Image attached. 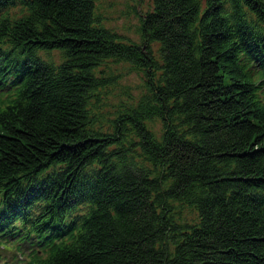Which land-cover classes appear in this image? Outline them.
Wrapping results in <instances>:
<instances>
[{"label":"trees","instance_id":"obj_1","mask_svg":"<svg viewBox=\"0 0 264 264\" xmlns=\"http://www.w3.org/2000/svg\"><path fill=\"white\" fill-rule=\"evenodd\" d=\"M95 1L0 0V264H264V0Z\"/></svg>","mask_w":264,"mask_h":264},{"label":"rangeland","instance_id":"obj_2","mask_svg":"<svg viewBox=\"0 0 264 264\" xmlns=\"http://www.w3.org/2000/svg\"><path fill=\"white\" fill-rule=\"evenodd\" d=\"M96 12L104 26L112 29L131 41L139 42L137 34L139 14L151 9L152 0H96ZM57 57L56 51L52 52ZM46 56L45 53H42ZM116 83L107 99L105 113L114 110L121 101L136 96L143 86V75L140 71L118 67L114 70ZM158 121L155 127L159 128Z\"/></svg>","mask_w":264,"mask_h":264}]
</instances>
